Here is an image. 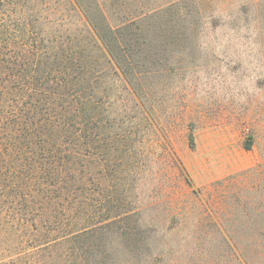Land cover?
I'll return each mask as SVG.
<instances>
[{
  "label": "rangeland",
  "instance_id": "1",
  "mask_svg": "<svg viewBox=\"0 0 264 264\" xmlns=\"http://www.w3.org/2000/svg\"><path fill=\"white\" fill-rule=\"evenodd\" d=\"M0 5V58L18 42L26 7L39 10L40 37L72 40L82 28L73 0ZM119 5L155 11L150 19L175 30L145 55L157 63L142 86L154 107L140 148L149 160L120 195L131 216L121 223L129 239L119 240L130 254L118 261L264 264V0Z\"/></svg>",
  "mask_w": 264,
  "mask_h": 264
},
{
  "label": "trees",
  "instance_id": "2",
  "mask_svg": "<svg viewBox=\"0 0 264 264\" xmlns=\"http://www.w3.org/2000/svg\"><path fill=\"white\" fill-rule=\"evenodd\" d=\"M73 1L76 38L40 37L31 6L16 45L3 46L0 264H120L130 254L120 195L147 159L154 107L142 86L157 63L145 55L175 29L152 10L127 14L120 0Z\"/></svg>",
  "mask_w": 264,
  "mask_h": 264
}]
</instances>
